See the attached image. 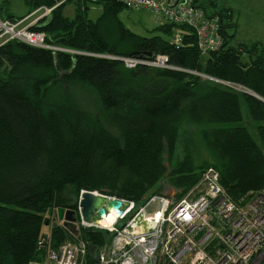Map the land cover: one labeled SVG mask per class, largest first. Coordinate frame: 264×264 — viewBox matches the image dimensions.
I'll list each match as a JSON object with an SVG mask.
<instances>
[{"label":"trees","instance_id":"1","mask_svg":"<svg viewBox=\"0 0 264 264\" xmlns=\"http://www.w3.org/2000/svg\"><path fill=\"white\" fill-rule=\"evenodd\" d=\"M27 1L35 11L61 0ZM71 3L74 14L68 15L64 9ZM93 6L103 11L95 22L87 17ZM125 8L120 0H67L31 27L70 53L17 39L0 45V264L42 258L38 242L48 216L78 207L64 197L68 187L139 205L160 194L162 181L180 190L181 199L214 168L236 202L264 190V101L192 73L243 84L264 98V49L259 54V44L228 47L235 23L223 11L214 15L221 19L224 48L202 55L188 26L179 27L180 46L171 42L170 24L143 37L121 21ZM157 55H166L176 69L127 68L106 58ZM74 83L96 92L99 113L75 110L56 94L57 87ZM188 125L196 128L210 160L175 161L176 138ZM80 238L93 253L111 240L107 232L89 229H81ZM52 239L58 247L75 238L56 226ZM88 263L96 264L92 254Z\"/></svg>","mask_w":264,"mask_h":264},{"label":"built area","instance_id":"2","mask_svg":"<svg viewBox=\"0 0 264 264\" xmlns=\"http://www.w3.org/2000/svg\"><path fill=\"white\" fill-rule=\"evenodd\" d=\"M66 1L61 0L54 7H41L38 10L43 11V18ZM120 1L128 9L150 11L159 25H173L172 44L183 45V35L179 27L186 25L194 31L196 44L202 55L224 48L225 39L221 22L210 18L196 0ZM28 19L29 17L17 21L0 19V45L17 39L41 49L73 52L61 46L48 44L43 32L33 31L31 25L26 24ZM24 24L26 25L22 26ZM106 58L121 61L127 68L146 65L175 69L169 65L166 55H157L154 59L148 60L137 57L106 56ZM192 73L206 77L196 72ZM209 79L233 91L254 94L243 84L210 77ZM158 199L160 205L157 209L150 211L149 214L147 212L148 206L156 202L153 198L148 205L131 216L129 214L136 205L131 203L133 205L125 207L123 200L122 214L117 220L126 219L127 222L121 232L114 237L118 244L109 250V245L106 244L95 253H90L88 244L81 238L74 237V240H65L58 247L53 246L52 229L57 220L56 209L52 223L47 221L48 227L38 242L39 250L44 251L43 256L29 264H90L87 257L89 254L94 256L96 264H264V190L253 194L246 202L245 200L236 202L220 185L218 174L209 170L171 207L166 199ZM105 209L106 215L114 211L107 207ZM139 216L151 223L147 234H141L136 225ZM95 219L101 218L96 214ZM77 224L90 230L110 229H104L94 220ZM49 228L51 230H48ZM109 238L112 241L110 235Z\"/></svg>","mask_w":264,"mask_h":264},{"label":"rangeland","instance_id":"3","mask_svg":"<svg viewBox=\"0 0 264 264\" xmlns=\"http://www.w3.org/2000/svg\"><path fill=\"white\" fill-rule=\"evenodd\" d=\"M209 1L211 0H199L198 4L199 6L204 5L208 14L210 15H214V12L216 11L218 13L223 11L226 14L227 13L231 14L230 10L223 9L229 4L232 6V8H234L232 19L234 23L236 21H239V27L236 36L233 37L232 39H229L228 47L235 46V48H239L240 45H243L253 48L257 44H259L258 52L259 54H261L264 49V11H262V9L264 8H257V4L255 3L254 0H251V5L248 6L245 4L246 0H214L217 6L209 4ZM72 7L74 6L68 7V9L70 10L69 12L66 10L65 11L66 14L68 15L74 14V11L72 12ZM102 13L103 11L99 6H93L88 9L87 17L89 20L95 22L102 15ZM27 14H29L28 16L29 19L27 20L26 24H29L31 25L30 27H33L39 22L40 19H42L43 11H40L38 9L34 11L33 5L31 4V2H28L27 0H0V19H6L11 16L20 18ZM119 17L126 26V28L130 29L132 32H134L137 35L143 37H152L154 35L159 34L158 31L154 30L159 24L156 22L155 18L153 17V14L146 9L131 10L125 8L120 13ZM26 24L22 26H25ZM233 33L235 34V30H233ZM240 49L241 47L239 48V50ZM246 55L247 54H245L244 57L245 59H248ZM206 77H202V78L209 79V76ZM55 91L56 94L61 97L66 96L64 99H67V103L71 104L75 110L86 111L94 114L99 113L100 103L98 96L96 92L92 90L90 87L84 86L80 83H74L66 86L62 85L60 87H57ZM253 93L254 94H250V95L259 96L255 92ZM53 97L55 98L54 95ZM259 97L262 98L261 96ZM64 102L65 101H62L61 99V103L63 105H65ZM186 160L188 161L193 160V162L197 164L201 163L204 160H210L207 148L204 146L200 135L196 131V128L192 125L185 126L179 132V135L177 136L175 141V161L185 162ZM211 169L214 168H208L205 170V172ZM157 189H161L159 195L149 197L146 203L144 204H139V205L135 204L136 206H134V210L129 214V216L133 215L137 210L144 207L145 205H148L149 204L148 202L153 198H155L156 202L155 203L152 202L148 206L147 208L148 214L150 213V211L155 210L159 207L160 200L158 198L166 199L170 207L176 204L178 201H180V199L177 198L180 190L173 188L167 182L162 181L161 183H159ZM93 192H95L96 194L97 193L102 194L99 191H93ZM80 196L81 194L76 193L73 187H68L64 194V197L69 200V203L71 205H73L76 202H79ZM131 203L132 202H128L125 200L124 206L130 207L131 205H133ZM52 219H53L52 215L48 216V221H51V223H52ZM126 222H127L126 219H119L117 220L116 223L114 222L115 225L112 228L110 227V229H106L107 231L103 230V228L100 229V231L102 230L105 233L107 232L112 237V241L107 242V245H109L108 250L114 249L115 246L118 244L117 239L114 237H116V235L119 232H121ZM59 225H62L61 222H59ZM78 227L80 231L81 229L84 230L89 229L86 226H78ZM48 230L51 229L49 228ZM120 243L122 244V242ZM104 247L105 245L102 248Z\"/></svg>","mask_w":264,"mask_h":264},{"label":"water","instance_id":"4","mask_svg":"<svg viewBox=\"0 0 264 264\" xmlns=\"http://www.w3.org/2000/svg\"><path fill=\"white\" fill-rule=\"evenodd\" d=\"M257 98L264 101L259 96ZM122 206L123 199L119 196L110 198L107 195L96 194L92 191H83L78 202L79 211L76 212L73 208H58L57 221L54 223V227L59 226V222H61L67 231L80 239L78 222L84 223L94 220L96 224H99V219H95V215L97 214L100 218L104 217L106 215L105 207L113 209L116 212V216L119 217L122 214ZM137 220L136 225L139 227L141 234H147L151 228V223L141 216ZM89 251L93 253L94 248L90 246Z\"/></svg>","mask_w":264,"mask_h":264},{"label":"crops","instance_id":"5","mask_svg":"<svg viewBox=\"0 0 264 264\" xmlns=\"http://www.w3.org/2000/svg\"><path fill=\"white\" fill-rule=\"evenodd\" d=\"M197 1V4H198V1L199 0H196ZM255 1V3L257 4V8H264V0H254ZM245 4L248 6V5H251V0H246L245 1ZM70 6H74V4L73 3H71V4H68L66 7H65V9H64V11H68L69 12V10L70 9H68V7H70ZM74 9H75V7H72V12L74 11ZM223 9H228V10H230L231 11V14L233 15V9L234 8H232V6L229 4V5H227L226 7H224ZM262 11H264V9H262ZM207 12V11H206ZM71 14V13H70ZM207 15L210 17V18H215V19H218L220 22H221V19H220V17H219V15L218 14H216V15H210V14H208V12H207ZM26 17H28L29 16V14H27V15H25ZM25 16H23V17H25ZM11 17H14V16H11ZM17 18V17H16ZM8 18H6V19H4V20H7ZM238 27H239V21H236L235 22V28H234V30H235V36H236V34H237V31H238ZM231 29H233V28H231ZM234 36V37H235ZM258 43V42H257ZM59 226H62V225H59ZM63 227V226H62ZM71 234V233H70ZM72 235V234H71ZM73 236V235H72ZM74 237V236H73ZM76 238V237H75Z\"/></svg>","mask_w":264,"mask_h":264},{"label":"bare ground","instance_id":"6","mask_svg":"<svg viewBox=\"0 0 264 264\" xmlns=\"http://www.w3.org/2000/svg\"><path fill=\"white\" fill-rule=\"evenodd\" d=\"M67 2V1H66ZM78 4V3H77ZM78 212V211H77ZM107 217V218H106ZM103 219V220H102ZM117 216L114 211H112L109 215H105L103 218L99 220V225L104 228H112L116 222ZM114 223V224H113Z\"/></svg>","mask_w":264,"mask_h":264},{"label":"flooded vegetation","instance_id":"7","mask_svg":"<svg viewBox=\"0 0 264 264\" xmlns=\"http://www.w3.org/2000/svg\"><path fill=\"white\" fill-rule=\"evenodd\" d=\"M74 210H76V212H77V211H79L78 207H77V208H75ZM115 220H117V219H115Z\"/></svg>","mask_w":264,"mask_h":264}]
</instances>
